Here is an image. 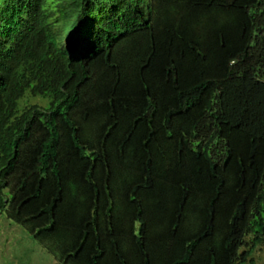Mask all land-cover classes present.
<instances>
[{"label":"trees","instance_id":"trees-1","mask_svg":"<svg viewBox=\"0 0 264 264\" xmlns=\"http://www.w3.org/2000/svg\"><path fill=\"white\" fill-rule=\"evenodd\" d=\"M0 212L55 264H255L264 0H0Z\"/></svg>","mask_w":264,"mask_h":264},{"label":"rangeland","instance_id":"rangeland-1","mask_svg":"<svg viewBox=\"0 0 264 264\" xmlns=\"http://www.w3.org/2000/svg\"><path fill=\"white\" fill-rule=\"evenodd\" d=\"M43 104V100L27 98ZM255 264H264V244L254 252ZM0 264H55L26 230L0 212Z\"/></svg>","mask_w":264,"mask_h":264}]
</instances>
